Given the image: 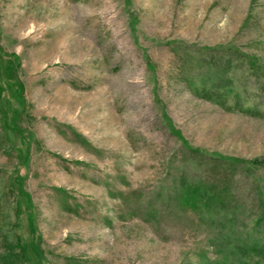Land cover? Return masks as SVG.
<instances>
[{
	"label": "rangeland",
	"instance_id": "obj_1",
	"mask_svg": "<svg viewBox=\"0 0 264 264\" xmlns=\"http://www.w3.org/2000/svg\"><path fill=\"white\" fill-rule=\"evenodd\" d=\"M211 154L264 179V0H0L10 264H244L256 179Z\"/></svg>",
	"mask_w": 264,
	"mask_h": 264
},
{
	"label": "trees",
	"instance_id": "obj_2",
	"mask_svg": "<svg viewBox=\"0 0 264 264\" xmlns=\"http://www.w3.org/2000/svg\"><path fill=\"white\" fill-rule=\"evenodd\" d=\"M243 61H245L248 64V67L250 68V74H254L257 76L256 74V69L258 68V61L257 58L255 56H246L245 58H243ZM231 82V81H230ZM213 94L212 91H206L205 94H203L205 97L209 98V100H211L210 98L212 97L211 95ZM218 105H220L221 107L233 111L235 108L239 109L240 111H249L251 113H257V111H251L249 108H244L241 102L235 101L231 104L228 103H224V102H219L217 100H215ZM168 122V126L169 129L171 131V133L174 135H178L179 134L176 133L175 131L173 132V127L170 125V121L167 119ZM180 138V137H179ZM190 151H194V152H199V150H197L196 148H192L189 147ZM210 157L215 158V159H225L228 160L232 163V165H243V166H247L248 171L251 173V175H253V177L256 179L255 181V189L257 191V203H258V207L259 210L257 212H255L253 214V216L250 219V223L247 225L248 229H250L251 227H253V230H258L260 231V235L254 239V240H247V238H249V234L245 236V234L242 235V237H238L235 238L233 241H235L234 243L232 242V240L230 241H225V243L227 245H229V250L231 247V250L234 249L235 253H238V258H241V260L244 262V264H264V179L262 177V174L258 171L259 169L257 167L258 164L256 163H250L249 165L245 164L244 162H242L241 160H237V159H231V158H227V157H223L222 155H217V156H213L212 154L210 155ZM264 163V161L262 162ZM261 168V167H260ZM189 189H191V191L194 192L193 194V198L190 197L192 201H195V203H197L196 199L200 198L202 202H205L207 205H210V208H214L217 209L220 204H221V199H217V195L214 193V188H210V190L207 189H203L202 187H200L199 185L195 186V185H189L188 186ZM220 195V194H219ZM248 233V232H247ZM244 237V238H243ZM11 250H13L12 245L10 246ZM10 257H15L16 259L19 256H12V255H0V264H10ZM223 260L221 261H216L214 264H229L228 263V254H226L225 256H223ZM231 259V258H229ZM232 261V260H231ZM235 261V260H234ZM234 261L230 262V264H233ZM13 264V263H11Z\"/></svg>",
	"mask_w": 264,
	"mask_h": 264
}]
</instances>
